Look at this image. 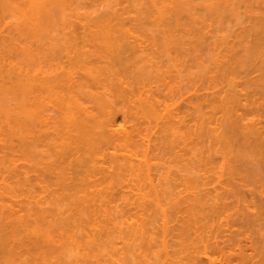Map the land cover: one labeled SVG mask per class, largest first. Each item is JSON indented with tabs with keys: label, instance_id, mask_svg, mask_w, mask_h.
<instances>
[{
	"label": "bare ground",
	"instance_id": "bare-ground-1",
	"mask_svg": "<svg viewBox=\"0 0 264 264\" xmlns=\"http://www.w3.org/2000/svg\"><path fill=\"white\" fill-rule=\"evenodd\" d=\"M137 1L139 4L141 2L145 1V3H146V1H148V3H150L149 5L154 4V3H155L154 5H157V3H156L157 0H144V1L143 0H137ZM169 1H170L169 2L170 5H167V7H169V6H170L169 8L172 7L173 12L176 13L177 17L175 18L173 16L174 18H172V19L176 22V26H177V22H182V21H180V17L183 16L181 14H183L186 7L184 8L185 5H183V2H181L179 5L174 6L173 5L174 3L171 2V0H169ZM154 5H152V7ZM144 7L147 8L146 6H144ZM154 7H153L154 8L153 12H156V13H154V14L152 13V15L154 16L152 18L153 21L151 20L152 22H154V23L156 21L160 22V23L166 22V19H165L166 16L168 17V15H169L171 17L172 14H170L171 13L169 11L170 9H168V12H170V13L165 14L164 12H166L167 9H166V11H164V10H161V8H159L157 6H154ZM152 9H151V11H152ZM220 9L221 8H219V7H218V9L215 8L216 11L218 10L217 13L220 12ZM44 11H45V9H44ZM151 11H145L148 14L141 12L142 13L141 16L143 18H146V17L148 18L149 15L151 16ZM121 13H123V12H121ZM175 13H173V14H175ZM37 14H36V16H37ZM45 14H47V13H45ZM105 14H103V15H105ZM178 14H180V15L178 16ZM188 14H189V12H188ZM39 15L40 14H38V16ZM118 16L119 15H116L115 18H114V16L113 17L112 16L111 17L106 16L109 18V19L108 18L106 19L107 21H105L104 18L101 19L100 22L102 20H104L105 22L102 21V22H104V24L100 23L102 26L99 25L100 27H98V28L96 27L97 30H100V31L96 30V32H98V35L100 34V36L98 38L96 36V39H95V36H93V37L91 36L92 37L91 40H88L87 36H86L87 40L85 39L82 41V43L84 45L86 44L83 47H87V49L83 48L84 50L83 51L81 50V54H82V56L85 55L84 56L85 58L83 57L84 61H83V67H81L82 71L77 72V74L74 73L75 71L73 69V66L76 65L75 59H78V58H77V56H76V58L74 57L75 54H73V56L70 55L71 51L69 53V49L72 50L70 48V46L74 45V42L66 40L65 44L62 43L63 45L60 46L61 44H59L58 41H56V42L52 41V40L51 41L50 40H42V41H38V42L36 41L39 38L35 34L36 32L35 33H33V32L34 31H37V32L44 31V30H39V28L42 29V28H44V25H47V24L49 25L50 23H52V22L48 23L47 21H46V24H43V22H28L29 25L31 23V26H29L28 24L25 23L26 26L28 25V27H30V28L33 27L32 33L36 35L35 36L32 34L33 37H30V36L29 37L32 39H34L36 37L37 39L35 38L34 42H32L33 40L30 39L32 44H31V42H29V44H28V43H26V41H25V43L22 41L24 46H21L22 44L20 45V47L18 46L20 48V52H22L21 50H23V53H24L23 54L24 59L20 58L22 60V63L24 62L23 65H20V64H22L21 61L19 62L18 61L19 59H17V61H16V58H15L19 54V52H18V54L16 55V52H17L16 47H17L18 43L16 45L14 44L15 45L14 48L9 47L10 49L12 48V51L10 50L11 53L9 52L8 49H6L7 54L10 55L8 58L11 57V60L9 59L10 61L8 60L9 62H7L6 65H5V62H3L4 64L1 65L2 60H0V68H2L1 66H3V68H5V67H7L8 64H9L8 65L9 67L11 65L10 68L7 67L9 69L6 68L8 71L7 70L4 71V69L0 70L1 74L4 71L3 75L0 74L2 78L4 76V79H6V77L8 78L9 76L11 78H13L15 76L13 74L12 75H10V74L12 71L15 70L16 66L20 65L21 68L20 67L19 68L22 70V73H20V75H19L17 70H15L13 72V73H17L21 77L19 79H18L19 76L15 77L18 80L15 79L14 82H13V80L12 81L10 80L11 83L9 84V86L5 87V84L3 82L1 83V80H0V85H1L0 86V129L2 131L0 133H4V136H5L7 133V131L5 133V130H7V128H5V127H8V130L10 132V134H8V135H10V137L14 136V137H16V139L21 140L22 144L18 145V146H20L18 148H21V146L23 145L22 146L23 149H20V151L24 150L23 152H25L28 156L30 155L29 158H31L32 153H34V155L38 154V157H39V155L43 154L41 152L39 154V152H38L40 149L42 150L43 146L47 147L50 150H53V155H54V156H51V157H54L51 161H49V159H47L48 160L47 163L45 161L46 160L45 158H43V160L45 162L42 159L41 160L38 159V161H41V163H42V161L44 163H46V164H42L43 166L40 165L42 167V169H41V167L36 166L38 163L41 164L40 162H38L36 165L33 166L35 168V169L33 168L34 169L33 170L31 167L32 163H31V165L29 163V161H31V160H28V162H27V164L30 166L25 167L23 165L25 167V169H23L24 175H25L24 176V178H25L24 182L25 183L23 182V184H25L24 187L26 188V191H28L30 193V196L32 194V197L34 200L36 197L37 202L40 200L39 202L42 203L41 202L42 197L44 198V200H45V197H46V199L47 198H49V199H51V198L57 199L58 198L57 200H59V199L61 201L63 200L62 205H65V207H63L62 205L60 207H58L61 204V202L57 203V201L54 202V200H53V202L55 203V204H53L54 206H57V204H58L57 208L54 207L55 210H53L52 208H49V209L46 208L45 212L44 211L40 212L41 210L35 211V212H38V213L40 212V213L38 215H37V213H34L35 216L37 215L35 219H32L33 217L31 218L29 215V219H32V221L34 220L33 222L30 220L31 223H29L30 221L27 220L26 216L24 215V214H26L25 213L26 211L24 212V214L20 215V216L24 215V217L26 219H24L23 216H22L23 218L20 217L19 214L18 215L15 214L16 216H13L11 211H14V213L15 212L17 213V211H18L17 209H16V211L14 210V208H15L13 206L14 204L10 205V208H12L11 206H13V210L9 208L8 211H7V207H5V206H8L9 204L5 205L4 206L5 211H7L8 213L10 212V215H8V216L9 217L11 216L14 218H12V220H10L11 218H9V221H7V219H6V221L4 222L5 219L3 220V218H5V217L1 216V213L5 212L3 210L4 208L2 209V212L0 211L1 212L0 213V228H1L0 232L1 233L3 232L1 237H0V248L2 247L0 249V251H2V253L0 252V254L4 253V255H1V256L5 257V255H7V253H8L7 249H10L9 251H11V250H14L16 247V250H14L15 254L17 252L21 251V253H20L21 255L17 254V256H15L17 258L14 259L15 254H13V256H11L9 253V255H7V256H11V257H8V258L5 257L8 260H5L3 257L0 256L1 262H2V259H4L5 262L7 261L6 263H3V264H7L8 262L13 264V262L16 259L19 262L14 263V264H39V260H41L40 262L42 264H57V263H59V262L56 263L55 262L56 260L57 261L60 260V264H92L93 260L96 262L98 260V259L96 260V258H98V257H96L97 256L96 249H95V251H93L92 250L93 247H91L92 248L91 251L94 252L93 254H91L90 249H89L90 252H86V251H88V249H86V244L88 241H86V240H88L90 238L88 244H90V241L92 240L90 235H89V237L86 236L89 233L88 231L86 233V230L90 226L89 221H91V223H92V220L90 218L91 217L90 213L92 210V208H90V207L92 205L91 204L88 205V204H89V202L92 201V199H94V201H96L98 199L99 195H102L103 197L108 198L109 195H111V194L106 193V191H109V188L111 189L112 187H114V185H116L119 181L124 180V182L127 181L128 185L126 183L125 184L129 188L131 187L129 189L130 191L127 190L128 187H127V189L125 188L126 191L124 194H126L127 196L130 194L131 196L129 195V199H130V197H132L131 200H133V202L135 200V199H133V197L134 198L137 197V200H140V201H138V203H137V200L135 203H133L136 205H138L140 203L138 205V207L140 208L139 210L141 211L140 212L139 210H137L140 213L137 212L134 216L142 217L141 221H139V218H137L138 220L132 219L133 220L132 222L135 221L134 223L137 226H139V228H138L135 225L137 228L134 227V229L129 230L130 232H132L133 236H137L138 233L141 236L140 229L142 230V234H143V233H145V231L146 232L149 231V229H150L148 227L149 224L154 223V222H152L154 220V218H152V217L155 216L153 210L152 211H153L154 216H152V217L150 216V215H152L150 209H152L153 206L156 205L153 203L154 201L152 202L153 199L154 200L156 199L158 203L160 201L161 196H164L165 198H167L166 202H169V203L171 201H173L174 199L177 200L178 203L175 201V205L177 203V206H178V207H176L177 208L176 211L174 212V214H173V212L170 213L171 215L173 214L174 217L179 213L177 215V221H175V222H177L176 224H178V225L172 226L173 231H176V234H174V236H173L174 240L171 241L172 242L171 245L169 242V246L173 250L171 249L168 251V249L170 247L167 248L168 242H166V240H167V235H166L167 232L166 231L164 232V233H166V234H164V236H165L164 241H162V239L160 238L162 243H163L162 247H164V250H165V256L168 257V255H169V256H172L171 258H173V256L175 258L176 257L180 258L179 260L181 263L179 261L177 262V260H175L177 262V264L178 263L182 264L184 259L186 260L184 264H197L196 262H197L198 258L196 259L195 257H197V256H194V255L198 254L197 252H198V249L200 248L198 242L199 241L205 242L204 239H206V238H204L203 232L204 233L207 231L209 232V230H210V233H211V231L220 232L218 230H220V229L223 230L225 228H226V232H227V229L231 230V227L233 228L234 225H236V226L240 225L241 226V227L240 226L239 227H240V229H243L242 230L243 232L240 231L241 234H239V235L240 236L243 235V237L239 238V240H238L239 242H238L237 246L235 245L236 247H234V245H232L234 249H232L230 246L226 249L225 248L220 249L222 251H219V252H221V254H222L223 252L227 251V249H228V253L230 251L232 253V251L234 250L236 252V254L233 252L235 254V255L234 254L233 255L236 257V255H238V253H239V255L245 256L244 260L248 256V261H247V259H246V261H244L245 264H246V262L251 261V260H249V258L252 259V261H254L255 260L254 258H256V257H254L255 253L260 252L261 259H259L257 261L255 260L256 262L254 261L252 264H254V263L255 264H264V254H263L264 253V197H263L264 196V180L263 181L260 180V182H262L261 186L260 185L258 186L257 185L258 183L256 185H254L255 181H254V184H252L253 182H251V179H254L255 176L256 177L259 175H262V177L264 176V22H259V21L258 22H254V21L251 22V25L249 28V31L251 32L250 35L248 34L249 31H247L248 30V28L246 27L247 25L245 26L247 28V30L246 31L242 30V31H245L248 33H245V36H244L245 38L243 37V35L241 36L244 38L243 41L246 40L247 35H249L248 36L249 38L252 37L251 39H249L247 37L248 38L247 42L244 41L247 44H245V43L243 44V41L240 39L241 37L238 38V35L236 34L237 36H236L235 40L237 41V39H238V41H239V39H240L242 42L241 41L236 42L234 40L236 43L233 42V45L230 49V53L228 55L229 57H227L226 60H222V62L219 65L216 63L214 67H211V68H213V69L210 68V71H212V72H210L211 74L209 73V71L206 72V77L204 76L205 80L202 79L203 77L201 76L202 81L201 80L200 81L202 82V84H201V82L197 81L200 83L198 85L197 83H195L196 80L190 79L191 82L188 83L189 85L185 86L187 82L185 83V85H182L178 81L179 84L177 83L176 87L174 88L175 84L173 86V85H171V82L169 81L170 79H172L171 78L172 73L170 74L169 70L165 71L164 70L165 67H163L164 69H162L160 67L161 65L158 66L159 64H161L160 62L156 61V58L159 57V55L155 56L156 53L153 52L154 54L153 53L151 54L150 52H148L151 54V56H150V54H148L149 55L148 59L143 60L142 58H140V59H142V61L147 62V65L144 64V66H143L145 68H142L141 63H138V62H141L140 59H139V61L136 60L137 59L136 57H135L136 59L135 58L133 59V57L135 55L138 57V55L135 54V53H138V51H145L146 49H149L152 46L154 47L155 44H154L152 39L146 38L147 39L146 40L143 38H139L138 37L139 35L136 34V36L138 38H132L134 36L129 35L128 37H131V39L127 38V41L123 40L124 42L120 43L121 40L119 41V39L114 38L116 35L113 34L114 31L113 32L109 31L110 30L108 28L109 23H106V22H108V20H109V22L111 23L112 20L114 21L115 19H118V18L121 19V17L120 16L118 17ZM170 17H168V18H170ZM192 17H193V15H192ZM46 19H48L49 21L51 20V18L49 19V17ZM110 19H111V21H110ZM138 19H139V17H138ZM170 19H168V20H170ZM63 20H64V18H63ZM181 20H182V18H181ZM123 21H126V20H124V18H123ZM129 21L130 20H128V22ZM190 21H191V19H190ZM54 22H55V20H54ZM116 22H118V20ZM22 25L20 26L19 30L18 29L17 30L19 31V34L22 35L21 32H23V35H27V33L25 34V31L26 30L29 31V29H27L28 27H26V30H25L23 28L24 23ZM115 25L116 24H114V26L111 25L112 28H114V27L117 28V26L120 27L118 24H117V26H115ZM121 25H123V24H121ZM162 26H164V25H162ZM121 27L124 28L123 26H121ZM121 27H120V29H117V30L118 31L121 30ZM115 28L113 30H115ZM246 28H244V29H246ZM36 29H38V30H36ZM44 29H46V28H44ZM129 29H128V31H129ZM157 30H159V29H157ZM122 31H124V33L128 32V31L125 32L126 30H122ZM122 31H120V32L122 33ZM47 32H48V30H47ZM128 34L129 33H127V35ZM8 35H10V33ZM131 35H133V34H131ZM168 35H170V34H168ZM168 35L164 36V33H163V36L166 39L165 41L167 42L169 40L168 42H170V40H171V42H173L174 41V39L172 41L173 37L172 38L170 37L171 38L170 39L168 37ZM69 36H72V35L70 34ZM170 36H172V34ZM179 36H180V38H183L182 35H179ZM166 37L169 39L167 40ZM18 38H19V36H18ZM13 39L14 38H12L11 40L13 41ZM21 39H23V37ZM128 39L131 41L128 42ZM132 39H134V40H132ZM148 39L150 40L149 42H148ZM185 39H187V38H185ZM11 40H10V42H11ZM17 40H15V41L17 42ZM3 41L5 42L6 40L4 39ZM4 42L2 45H4ZM8 42H9V40H8ZM27 42H28V40H27ZM35 42L37 43V45L35 44ZM57 42H58V45H57ZM34 44H35V47H34ZM185 44H188V43H185ZM6 45L7 44H5L4 47H6ZM12 46H13V44H12ZM93 47H97V48L99 47V48L98 49L97 48L91 49ZM176 47H178V46H176ZM168 48H170V46H168ZM13 49H14V51H13ZM163 49H164V47H163ZM171 49H173V48L171 47ZM186 49H188V48H186ZM13 52H14L15 56H14V54H13V56L11 55ZM1 53H2V51H1ZM5 53H6V51H5ZM74 53H75V51H74ZM217 55L219 56V54H217ZM20 56H21V54H20ZM177 56H178V54H177ZM214 56H212V57H214ZM12 57H14L15 59L14 58L12 59ZM73 57H74V59H73ZM139 57H140V55H139ZM154 58H155L156 62H154ZM64 59H66V60H64ZM191 59L194 60L195 58H191ZM214 60H217V58L215 57ZM11 61H14V62L16 61L15 65L16 64L17 65L15 66L13 62H12V64H13L12 65L10 63ZM103 61H105L106 64L108 62V66L110 65L109 69H108L109 71L107 70L108 66L106 64H102ZM182 61H183V59H182ZM184 61H186V60H184ZM79 62H81V60L80 61L78 60V63ZM100 62H102V63H100ZM99 63L102 66L106 65L105 67L103 66V68L105 70L101 69L102 67L100 66ZM118 63L120 64V67L118 66L119 65ZM116 65L119 68H116L115 67ZM165 65L166 64H164V66ZM77 66L79 67L81 65L77 64ZM133 66L137 69H131V67H133ZM158 67H160V68H158ZM19 68H16V69L19 70ZM59 69H61L62 71H57ZM160 69L164 70L165 72L160 71ZM21 70L19 72H21ZM72 70H73V72H72ZM161 72H163V73H161ZM177 72H178V70H177ZM177 72H175V73H177ZM4 73H6V74H4ZM5 75H6V77H5ZM4 81H6V80H4ZM173 82L176 83L174 80H173ZM183 82H184V80H183ZM8 83H9V80L7 82V85H8ZM154 83L158 84L155 86L156 89H154V87H153ZM163 85H165L166 88L168 89L167 93H163L164 95L160 94V92L162 91L161 89L165 88V86H163ZM160 86H162L163 88L160 89ZM112 88H115L113 93L109 92ZM101 89L103 92L101 91ZM202 90H205V91L202 92ZM163 91L166 92L165 89ZM187 93H188V95H186ZM7 95H10V98H9L10 100L8 99L7 102H10L12 100L17 101V102L15 101L17 104L14 106V108H12L14 105L12 102H10L9 104L6 102V104L4 105V101L7 100L6 99ZM105 95H107V96L109 95L110 97L107 98V96L105 97ZM11 97H13V98L11 99ZM169 99L172 100L171 101L172 103L170 101H169V103L167 102ZM184 101H186V103L188 101V104H185ZM122 102H123V106L120 107L121 108L120 109V108H118L117 104L122 103ZM180 102H181V104H180ZM183 103H184V105H182ZM173 104H175V105H173ZM125 105H126V107L128 106L129 108L127 107V109H126ZM172 106H173V108H171ZM123 107H125V109L127 111H128V109H130V112L128 111L129 113L127 111L123 112V113L127 112L128 114L127 113L126 114L128 116L120 113V114L124 115L123 118H126V116H127V117H129V121L130 120L132 121V119H134V118H135L134 120H136V122L134 121V123L136 125L134 124V126H132V129H130V130L128 128H126L125 126L124 127L121 126V128L123 127L121 130H120V128L117 127V124H118L117 121L119 120L118 119L119 118L118 117L119 112L122 110ZM182 108L185 110H183ZM123 110H124V108H123ZM182 110L185 112L183 113ZM191 110H193V111H191ZM181 111H182V114H184V115L181 114ZM129 114H130V116H129ZM131 116H133L132 119H131ZM187 116H190V119L188 118L189 120H187V118H186ZM139 117H140V119H138ZM124 120L126 121L127 118ZM140 123H141V125H139ZM4 125H7V126H4ZM3 126L5 128L4 130H2ZM155 127H157L156 128L157 130L156 129L154 130ZM158 127H160V131H159ZM161 129H163V131ZM153 130H154V132L159 131L158 134H160V132H161L163 134V135L160 134V135H162V137H160V138L156 137L157 134H155V136H154V134H152V133H154ZM155 133H157V132H155ZM0 135H2V134H0ZM4 136H3V138L1 137L2 139L0 138V141H1L0 145L4 144V141H6V142L9 141L10 145H12V146L14 145L17 147V145L15 143H13V144L10 143V140H14V137L9 138L10 140H8L7 138L9 136H7V135H6L7 137L6 136L4 137ZM157 136H159V135H157ZM153 137L154 138L156 137L157 139L155 138L154 139L155 141H153ZM169 137H171V138H169ZM2 140H4V141H2ZM160 140L162 142L164 141L163 143L165 144V146H164V144L161 143ZM11 142H15V141H11ZM19 143H20V141H19ZM160 143H161V145H160ZM2 147H3V145H2ZM6 147H7V143H6ZM8 148H9V146H8ZM12 148L14 149V147H12ZM119 149H123L122 150L123 153L125 151L126 154L125 153L122 154L119 151ZM6 150H7V148H6ZM110 150H114V151L116 150V151L110 152ZM45 151H47V150H45ZM117 152H118V154H121V155H118ZM100 153L101 154L103 153L102 155H105V156L107 154H111V157H112V155H118V156H116V158H117L116 160H115V156L112 157L114 160L111 161V159H110L112 164L108 161L111 164L110 166H104L103 164H101L103 159L100 161L99 160L100 157H98V155ZM105 153H107V154H105ZM168 154H169V156H173L174 160L167 158L166 155H168ZM49 155H51V154H49ZM105 156H103V157H105ZM43 157H46V156H43ZM46 158H48V157H46ZM107 158H109V157H107ZM158 158H160L158 161H161V162L155 161L156 163L154 164L153 160H156ZM27 159L28 158H26V160ZM96 160H98V161H96ZM113 161H114V163H113ZM116 161L118 163L117 165H115ZM173 161H174L175 165L178 166L179 171L178 170L176 171V172H179L178 174L176 172L172 171V169L170 167L171 166L170 164ZM35 162H37V161H35ZM94 162H96V163L99 162L100 166L99 165L97 166V164L96 163L94 164ZM103 163H105V160L103 161ZM155 166H157L156 169L158 171V174L152 173L153 171H156ZM5 169H6V167H5ZM31 169H32V171H31ZM1 170H3V169H1ZM33 171L36 172V177H31V175H29L30 172H33ZM99 172H101L102 174H100ZM6 173L7 172H5V174ZM165 173L169 175V178L170 177L172 178V179L170 178L171 182L175 183V186H173V188L171 186L169 191H168L167 186H165L167 184L170 186V184H171V182H168V180H170L168 178V175H167L166 181L165 182L163 181L164 186H158V185L163 184V182L161 183V181L163 179H165V177H166ZM97 174L99 175V177ZM100 175H102V176H100ZM141 177H145L143 179H144L145 183L148 182V183H146L147 186L142 185L143 179ZM262 177H261V179H264V177L263 178ZM34 178L36 179L35 181L37 182V184H42L41 186L36 184L38 187L40 186V189H37V188H36L37 190L32 189L33 184H32V186H30L27 183L31 180H34ZM141 179H142V182H140ZM145 179H147V180L145 181ZM156 179H158V180H156ZM103 180H105V181H103ZM117 180H119V181H117ZM124 182L122 184H124ZM156 182H157V185H156ZM256 182H259V181L256 180ZM104 183H106V184H105V187H103V188L106 191L102 188H98L97 190H95V189L91 190L92 187H95L96 185L98 186V184L103 185ZM114 183H116V184H114ZM165 183H167V184H165ZM117 186L120 187V184ZM122 187H124V186L122 185ZM157 187H166V189H163V188L158 189ZM117 188H116V190H117ZM28 192H26V193H28ZM97 192H99V193L102 192V194L101 193L97 194ZM43 193H46L45 194L46 196ZM10 196H12V195H10ZM37 196H40V198H38ZM95 196L97 199L95 198ZM102 196H101V198H102ZM112 196H113V194H112ZM153 196H154V198H152ZM159 196H160V198H159ZM123 197H124V195H123ZM149 197H150L149 203L152 202L154 205L152 206V208L148 207L150 211L148 213H146V212L145 213L146 214L150 213V215L146 216V215H144L145 213L142 211L143 210L145 211L147 209L146 207L149 204L147 198H149ZM7 198H8V196H7ZM12 198H13V196H12ZM151 198H152V200H151ZM168 198H170V199L173 198V200L170 201V199H168ZM143 199L146 200L147 202L144 201ZM66 200L68 202H66ZM109 200H111V199H109ZM162 200H163V197L161 198V201ZM32 201L33 200H31V202ZM118 201H120V200H118ZM39 202L38 203L34 202V203H36V205H37V204H40ZM49 203H51V202L49 201ZM99 203H100V201H99ZM145 203H147V205ZM158 203H157L156 207L158 206ZM103 204H104V202H103ZM106 204H107V202L105 203V205ZM23 205H24V203H23ZM33 205L35 206V204H33ZM33 205L31 207L28 206L30 208H27V206H26L25 209L30 210L32 207H34ZM105 205H102V206H105ZM175 205H174V208H175ZM130 206H133V205H130ZM166 206H165V210L168 209V208H166ZM1 207H3V206L1 205ZM97 207H98V205L95 206L93 208V210ZM159 207H163V205L161 206V204H159ZM68 208H69V210H72V213H71V211H69L71 215L68 214L65 217H63L62 219H58L59 220L58 221L56 216H58V217L60 215L64 216V214H62V213H65L64 211ZM83 208L84 209L86 208L87 212H85L86 210H84ZM144 208H146V209H144ZM37 209H39V208H37ZM100 209H101V207H100ZM156 209H158V207ZM156 209H154L155 212H156ZM162 209H163L162 215H164L166 217L168 214V211L165 212L164 207ZM162 209H160V210H162ZM252 209H254V210H252ZM0 210H1V208H0ZM29 210L27 211L29 213H30V211L32 213L34 211L33 208H32V210H30V211ZM96 210H95V212H96ZM105 210H104V212H105ZM46 212L49 213L48 215L51 217V219L48 216L49 224H47V226H44L45 220L47 221L48 218L46 217L45 220L43 219L44 223H43V221H40V219L44 217V214L45 215L47 214ZM97 212H99V210H97ZM100 212H103V211L101 210ZM8 213H5V215ZM29 213H27V214H29ZM156 213H158V212H156ZM175 213H176V215H175ZM87 214H90V215H87ZM159 214L160 213H158L156 215H159ZM2 215H4V214H2ZM86 215H87V219H88V216H90L89 217L90 220L88 219V224L86 223L87 224L86 226L84 225L85 222L77 223L78 221L86 220V217H85ZM17 216L20 219L19 218L17 219L16 218ZM96 216L98 218V215H96ZM96 216L94 215L93 219ZM105 216L107 218V215H105ZM134 216H132V218ZM148 216L151 217L150 220H152L151 221L152 223L150 222L148 224V222L150 220L148 222L145 221V220H147ZM27 217H28V215H27ZM167 217H166V219H167ZM174 217H172V218H174ZM175 219H176V217H175ZM108 220H109V218H108ZM108 220L106 222H108ZM170 220H172V219H170ZM93 221L95 222V219ZM164 221L167 222V220H164ZM41 222L43 224H41ZM74 222H76L77 224H74ZM96 222H98V221H96ZM99 222H101V220ZM106 222H104V225L107 224ZM98 223L95 224L96 226H93L92 224L91 225L96 229L98 227H99V229H101L103 226V225L101 226L102 222L99 223L101 227L98 226ZM129 223H131V222H129ZM129 223L127 225H129ZM146 223L148 224V226ZM78 224H83L85 226L84 227L83 225H81L80 229L82 228V226H83V228H87L84 232L86 234L85 236L87 237V239L86 240L83 239L84 241H86V242L83 241L85 246H83L84 244H82V241L80 243V241L77 239V236H78L77 234L78 233L81 234V232L77 228V226H79ZM166 224H164V225H166ZM254 224L257 225V227L260 225L259 227H261V229H262V231H260V232H262L260 234L262 240H257L255 238L252 239L251 238L252 235L250 236V234L253 233L251 231L254 230V233H257L258 228L250 229L251 231H249L250 233H248V236L245 233L250 228V226L252 228V225L254 226ZM131 225H134V224L131 223ZM131 225H129L128 227H130ZM144 225L147 227H145ZM75 226L77 229L75 228ZM92 226H90V228ZM110 226H112V225H110ZM151 226H153V225H150V227ZM162 226H163V224H162ZM236 226H235V228H236ZM107 227H108V225H107ZM165 227L166 226H164V230H165ZM239 227H238V229H239ZM254 227H256V226H254ZM73 228L75 229V231ZM105 228H102V229H104V231H105ZM130 228H133V226ZM145 228H147V229L145 230ZM158 228H161V226L158 225ZM166 228H168V227H166ZM235 228H233V229H235ZM244 228L247 230L245 231ZM96 229H94V230L96 231ZM161 229H163V228H161ZM233 229H232V231H233ZM76 230H78V233ZM108 230L106 229V231H108V232L111 231L110 229H108ZM122 230H124V229H122ZM152 230L153 229H151V231H149L148 235H147V233H145L146 234L145 237L147 240V242H145V243H147V245L149 244L150 248H152L151 245H153L151 243V241L153 242V240H156V239H153L155 237V235L153 237V233L151 235L150 232L157 233L154 231L155 229L153 231ZM97 231H98V229H97ZM97 231L93 232V233L95 234V233H97ZM99 231H100V233H103V232H101V230H99ZM23 232L25 235L21 234ZM226 232H225V234H226ZM240 232L238 230V233H240ZM55 233L59 234V235L57 234V236H59V238H60V239H58L59 243L56 242L57 241L56 239L58 237L55 238V236H56ZM75 233H77V234H75ZM160 233H161V231H160ZM238 233H237V235H238ZM19 234L21 236H23L22 239L26 238V240L28 239L30 243H28V240L26 241L27 243H21L23 241L19 242V240H21V238H20L21 236L19 237ZM94 234H93V236L98 235V234H96V235H94ZM217 234H219V233H217ZM217 234H216V236H218ZM235 234H236V232H235ZM245 234H246V237L244 238ZM101 235H103V234H101ZM129 235L131 236V233ZM226 235L230 236L229 234H226ZM226 235L224 237H226ZM85 236H83V237H85ZM151 236H152V238H151ZM216 236H215V238H216ZM235 236L234 237L232 236L233 239H232V237H230L232 240H228V241L229 242L230 241L235 242V240L237 241V239H235ZM103 237H100V238L97 237V239H95V237H94L93 240L95 242V240L98 241V239H101ZM139 237H136V238L140 239L143 236H141L140 238ZM147 237H149V238H147ZM257 237H259V236L257 235ZM132 238L134 239V237H132ZM136 238L134 239L135 241L137 240ZM165 238H166V240H165ZM202 238H204L203 241H201ZM217 238H219V236ZM141 239H143V241L145 240V238H141ZM134 240H133V242H134ZM222 240L223 239H221V240L217 239V244L219 243L218 241H222ZM257 241H260V242H257ZM215 242H216V240H215ZM225 242H227V240L226 241L223 240V242L222 243L220 242L219 244H223ZM229 242H228V244H229ZM233 242H231V243L235 244ZM55 243L60 244L59 246H61V247H59V246L58 247L61 250L57 247V245ZM135 243H133V244H135ZM17 244H18V247L21 246L22 248H24L23 249L24 255L22 253V249L20 248L21 250H19V248L16 246ZM54 244L56 246H54ZM97 244H96V246H94V248L97 247ZM133 244H132V246H133ZM139 244H140V246H139ZM219 244L217 245L218 248H220L221 246L222 247L226 246L227 243H225V245H221L220 247H219ZM228 244H227V246H229ZM81 245L85 249L84 248L82 249ZM91 245H93V244L91 243ZM124 245H125V243H124ZM143 245H145V244L143 243ZM154 245L156 246V244H154ZM157 245H160V244H157ZM138 246L142 248V244L140 241L137 244V247ZM149 246H148V248H149ZM55 247H57V249H59L61 251L60 253L57 252V254L59 253V255H61L60 259H59L60 256H58V255L54 256V254L56 253ZM105 247H106V245H105ZM135 247H134V250H135ZM137 247H136V249H137ZM205 247H206V245H205ZM4 248H6V252H5ZM17 248H18V250H17ZM144 248L141 249V251H143L142 253H141V251H140V253L138 252L139 256L137 255V253H136V255H133V258L135 256L137 257V258L135 257L137 260V263H136V260L133 259L135 261L131 260V262H130L131 264H144L145 260L149 259V256H150L149 252H151V253L155 252L153 250V248L151 250L149 248L150 251L148 249H147L148 250L147 251ZM195 248H196V250H195ZM3 249H4V252H3ZM102 249H104V248H102ZM216 249H217V247H216ZM83 250L84 251L86 250V251L83 253ZM138 250H140V248ZM144 250L146 252H144ZM236 250H238L239 252ZM14 251H11V254L14 253ZM195 251H196V253L194 255H192L193 252H195ZM199 251H200V249H199ZM158 253H160V252L158 251L156 255H158ZM163 253H164V251H163ZM25 254H27V255H25ZM94 254L96 255L94 257H96V258H93ZM100 254H102V253H100ZM224 254H226V252ZM22 255H23V257H22ZM91 255H92L93 259L91 258ZM147 255H148V258L146 257ZM181 255H183V256H181ZM198 255H201V254H198ZM56 256L58 257V259L53 258ZM243 256L240 258H243ZM18 257L22 258V259L18 260ZM235 257H234V259H237ZM251 257H253V258H251ZM11 258H13V262H11V260H12ZM163 258L165 259L164 260L165 264L167 261H169V263L167 262L168 264L176 263L173 259L172 260L174 261V263L170 262L172 260H170V259L168 260L169 257L168 258L163 257ZM51 259H52V261H51ZM54 259H55V261H53ZM131 259H132V257H131ZM142 259H145V260H143L144 262L142 261ZM101 260H103V259H101ZM208 260L212 261L210 256H209ZM214 260H215V258H214ZM226 260H227V258H226ZM242 260H241V264H243ZM148 261L149 260H146L147 264H148ZM161 261H162V258H161ZM235 262H236V260H235ZM251 262H249V263H251ZM130 263L128 262V264H130ZM154 263L156 264V262H154ZM161 263H163V262H161ZM212 263H213V261L211 262V264ZM232 263H234V262H232ZM249 263H247V264H249ZM0 264H2V263H0Z\"/></svg>",
	"mask_w": 264,
	"mask_h": 264
},
{
	"label": "rangeland",
	"instance_id": "rangeland-1",
	"mask_svg": "<svg viewBox=\"0 0 264 264\" xmlns=\"http://www.w3.org/2000/svg\"><path fill=\"white\" fill-rule=\"evenodd\" d=\"M72 1V2H71ZM113 1V2H112ZM134 1V2H133ZM137 0H0V53H1V51H2V53L0 54V60H2L1 61V65H3L4 63L3 62H5V65H6V63L7 62H9L10 60H11V57L10 58H8L10 55L9 54H7V50L6 49H8L9 50V52H10V50L12 51V48H14V46L17 44V52H16V55L18 54V52H19V54H18V56H16L15 58H16V61H17V59H19L18 61L20 62L21 61V63H22V60L21 59H24L23 58V50H21L22 52H20V45L21 46H24V44H23V42L25 43V41H26V43H28L29 44V42H31V40L30 39H32V38H30V37H33V35H37V37L40 39H38V40H36L37 42L38 41H42V40H52V41H58L59 42V44H61L60 46H62L63 44H65V42H66V40L67 41H71V42H74V45H71L70 46V48L72 49V50H70L69 49V53H70V51H71V54L70 55H72L73 56V54H75L74 55V57L76 58V56H77V58L78 59H75L76 61H75V64L76 65H74L73 66V69H74V73H76L77 74V72H81L82 71V68L81 67H83V61H84V59H83V57L85 56H82V54H81V50L83 51L84 49H87V47H83V46H85L83 43H82V41L83 40H85L86 39V36H87V39L88 40H91V38L93 37V36H95V39H96V36H97V38L100 36V34L98 35V32H96V30H97V28L98 27H100L99 25H101L102 23L104 24V22L105 21H107L106 19L108 18V17H113L114 16V18H115V16L116 15H119L120 17H121V19H115L113 22L111 21V19H110V21H111V23L109 22V20H108V22H106V23H109L108 25V28L110 29L109 31H111V32H113L114 31V35H116L114 38H116V39H119V41H120V43H122V42H124V41H127V38H130L131 39V37H128L129 35L130 36H134V37H132V38H143V39H146V38H150V39H152L153 40V42H154V47L152 46H150L151 48H149V49H146L145 51H138V53H135V54H137L138 55V57L135 55L134 57H133V59L135 58L136 60H138L139 61V59L140 58H142L143 60L144 59H148L149 58V55L148 54H152L153 52L154 53H156L155 54V56H158L159 55V57H157L156 58V61H158V62H160L161 64H157L158 66H160L162 69H164L163 67H165V71H167V70H169V72H170V74H171V78L172 79H170L169 81L171 82V85H173L174 86V84H175V86H174V88L176 87V85H177V83L179 84V82H180V84H182V85H185V83H186V85L185 86H187V85H189L188 83L189 82H191V80L193 79V80H196L195 81V83H197L198 85L200 84L199 82H201L202 80H201V78L202 79H204V76L206 77V72H208L209 71V73L210 72H212V71H210V68L211 67H214L215 66V64L217 63L218 65L222 62V60H226L227 59V57H229L228 55H229V53H230V49H231V47H232V45H233V42H235L236 40V36L238 35V38H240L242 35H243V37L245 36V33H248V32H245L246 30H247V28H248V30L247 31H249V28H250V25H251V22H264V0H171V2H173L174 4V6H176V5H179L181 2H183V5H185L184 6V8H185V11L183 12V14H181V15H183L182 17H180V21H182V22H177V26H176V22L172 19V18H176L177 16H176V13L175 12H173V10H172V7L171 8H169V7H167V5H170L169 4V0H157V5H154V4H151V5H149L150 3H148V1H146V3H145V1L144 2H141L140 4L138 3V1L136 2ZM118 2V3H117ZM6 3V4H5ZM23 3V4H22ZM26 4V5H25ZM120 4V5H119ZM4 5V6H3ZM148 5V6H147ZM152 5H154V6H157V7H159V8H161V10H164V11H166V9H167V11L166 12H164L165 14L166 13H170V14H172L171 15V17L168 15V17H170V18H168L167 16H166V22H152L153 21V15H152V13L154 14V13H156V12H153L154 11V8L152 7ZM124 6V7H123ZM143 6V7H142ZM144 6H146L147 8H145ZM182 6V5H181ZM25 7V8H24ZM41 7V8H40ZM121 7V8H120ZM152 9V11H151V9ZM213 7V8H212ZM218 7L219 8H221L220 9V12L219 13H217L218 12V10L216 11L215 10V8H217L218 9ZM223 7V8H222ZM118 8V9H117ZM123 8V9H122ZM211 10H210V9ZM44 9H45V11H44ZM49 9V10H48ZM51 9V10H50ZM122 9V10H121ZM148 9V10H147ZM168 9H170L169 11L170 12H168ZM48 10V11H47ZM137 10V11H136ZM145 11H151V16L149 17L148 16V18L146 17V18H143L141 15H142V13L141 12H144V13H146ZM157 11V10H156ZM41 12V13H40ZM116 12V13H115ZM119 12V13H118ZM121 12H123V13H121ZM188 12H189V14H188ZM214 12V13H213ZM40 14L39 16H38V14ZM45 13H47V14H45ZM106 13V14H105ZM173 13H175V14H173ZM36 14H37V16H36ZM103 14H105V15H103ZM108 14V15H107ZM112 14V15H111ZM116 14V15H115ZM130 14V15H129ZM138 14V15H137ZM146 14H148V13H146ZM150 14V13H149ZM45 15V16H44ZM104 17H103V16ZM180 14H178V16H179ZM192 15H193V17H192ZM99 16V17H98ZM106 16H108V17H106ZM118 16V17H119ZM174 16V17H173ZM49 17V19L51 18V20L49 21L48 19H46V18H48ZM53 17V18H52ZM106 17V18H105ZM127 17V18H126ZM138 17H139V19H138ZM198 19H197V18ZM37 18V19H36ZM55 18V19H54ZM63 18H64V20H63ZM104 18V20H102V21H104V22H100V20L101 19H103ZM123 18H124V20H126V21H123ZM132 18V19H131ZM137 18V19H136ZM170 19V20H168V19ZM181 18H182V20H181ZM262 20H260V19ZM109 19V18H108ZM130 20L129 22H128V20ZM141 19V20H140ZM190 19H191V21H190ZM195 19V20H194ZM44 20V21H43ZM54 20H55V22H54ZM118 20V22H116ZM122 22H121V21ZM139 22H138V21ZM147 20V21H146ZM152 20V21H151ZM46 21L49 23V22H52V23H50L49 25L47 24V25H44V28H46L47 30H48V32H47V30L46 29H44V28H42V29H40L39 28V30H44V31H39V32H37V31H34L33 33H35V34H33L32 33V31H33V27H28V25H29V23L28 22H43V24H46ZM77 21V22H76ZM120 21V22H119ZM135 21V22H134ZM169 21V22H168ZM172 21V22H171ZM174 21V22H173ZM198 21V22H197ZM18 24H17V23ZM24 23V29L26 30V27H28L27 29H29V31L28 30H24L25 31V34L27 33V35H23V32H21L22 33V35L21 34H19V28H20V26L22 25ZM28 24L27 26H26V24ZM70 23V24H69ZM101 23V24H100ZM174 23V24H173ZM179 23V24H178ZM250 23V24H249ZM21 24V25H20ZM113 25L114 26V24H116L115 26H117V24L121 27V26H123L124 28H122L121 27V30H117V29H120V27H118L117 26V28H115V30H113L114 28H112V26L111 25ZM121 24H123V25H121ZM171 24V25H170ZM18 25V26H17ZM134 25V26H133ZM162 25H164V26H162ZM173 25V26H172ZM247 25V26H246ZM12 26V27H11ZM23 26V25H22ZM29 26H31V23H30V25ZM33 26V25H32ZM102 26V25H101ZM111 26V27H110ZM156 26V27H155ZM179 26V27H178ZM247 28H246V27ZM16 27V28H15ZM97 27V28H96ZM131 27V28H130ZM160 27V28H159ZM172 27V28H171ZM11 28V29H10ZM13 28V29H12ZM22 28V27H21ZM131 30H130V29ZM171 28V29H170ZM176 28V29H175ZM179 28V29H178ZM244 28H246V29H244ZM18 29V30H17ZM32 29V30H31ZM128 29H129V31H128ZM157 29H159V30H157ZM162 29V30H161ZM35 30V29H34ZM36 30H38V29H36ZM51 30V31H50ZM122 30H126L125 32H127V33H129L128 35H127V33H124V31H122ZM165 30V31H164ZM242 30H245V31H242ZM21 31V30H20ZM50 31V32H49ZM97 31H100V30H97ZM108 31V32H109ZM120 31H122V33L120 32ZM132 33H131V32ZM164 31V32H163ZM31 34H29V33ZM47 32V33H46ZM93 32V33H92ZM134 32V33H133ZM169 32V33H168ZM181 32V33H180ZM184 32V33H183ZM10 33V35H8ZM110 33V32H109ZM116 33V34H115ZM163 33H164V36L165 35H168V34H172V36H170V35H168V37L170 38H172V41H173V39H174V41L173 42H171V40H170V42H168L169 40V38H167V42L165 41L166 39L164 38V36H163ZM180 33V34H179ZM250 31H249V35H250ZM33 34V35H32ZM42 36H41V35ZM72 35V36H69V35ZM92 34V35H91ZM122 34V35H121ZM131 34H133V35H131ZM136 34L137 35H139L138 37L136 36ZM178 34V35H177ZM187 34V35H186ZM237 34V35H236ZM35 35V36H36ZM40 35V36H39ZM151 35V36H150ZM159 35V36H158ZM179 35H182L183 36V38H180V36ZM240 35V36H239ZM247 35V34H246ZM249 35H247V37L249 36ZM18 36H19V38H18ZM30 36V37H29ZM92 36V37H91ZM122 36V37H121ZM126 38H125V37ZM143 36V37H142ZM149 36V37H148ZM176 36V37H175ZM23 37V39H21ZM41 37V38H40ZM85 37V38H84ZM235 37V38H234ZM243 37H241L240 39L243 41V39L245 38H243ZM246 37V40H244V41H246L247 42V40H248V38ZM12 38H14L15 40H17V42L13 39V41L11 40ZM36 38V37H35ZM35 38L34 39H32L33 41L32 42H34L35 41ZM84 38V39H83ZM124 38V39H123ZM161 38V39H160ZM170 38V39H171ZM185 38H187V39H185ZM252 37H250L249 39H251ZM6 40L5 42L3 41V40ZM37 39V38H36ZM86 39V40H87ZM177 39V40H176ZM179 39V40H178ZM239 39V41H241ZM8 40H9V42H8ZM10 40H11V42H10ZM27 40H28V42H27ZM93 40V39H92ZM124 40V41H123ZM132 40H134V39H132ZM147 40V39H146ZM235 40V41H234ZM23 41V42H22ZM129 41H131V40H129L128 39V42ZM150 40L148 39V42H149ZM157 43H156V42ZM176 41V42H175ZM237 41H238V39H237ZM236 41V42H237ZM238 41V42H239ZM241 41V42H242ZM243 41V44L245 43ZM3 42H4V45H2L3 44ZM14 42V43H13ZM32 42H31V44H32ZM58 42H57V45H58ZM235 42V43H236ZM13 44V46H12V44ZM40 43V42H39ZM63 43V44H62ZM77 45H76V44ZM161 43V44H160ZM168 43V44H167ZM175 43V44H174ZM181 43V44H180ZM185 43H188V44H185ZM5 44H7L6 45V47H4L5 46ZM15 44V45H14ZM30 44V45H31ZM35 44L37 45V43L35 42ZM35 44H34V47H35ZM170 44V45H169ZM245 44H247V43H245ZM26 45V44H25ZM159 47H158V46ZM166 47H165V46ZM173 45V46H172ZM178 46V47H176V46ZM185 45V46H184ZM8 46V47H7ZM19 46V47H18ZM33 46V45H32ZM168 46H170V48H168ZM9 47H12L11 49L9 48ZM163 47H164V49H163ZM171 47L173 48V49H171ZM175 47V48H174ZM3 48V49H2ZM22 48V47H21ZM84 48V49H83ZM94 48H97V47H93V48H91V49H94ZM99 48V47H98ZM97 48V49H98ZM177 48V49H176ZM186 48H188V49H186ZM60 49V48H59ZM89 49V48H88ZM152 49V50H151ZM155 49V50H154ZM175 49V50H174ZM103 50V49H102ZM106 50V49H105ZM104 50V51H105ZM149 50V51H148ZM154 50V51H153ZM157 50V51H156ZM162 50V51H161ZM166 50V51H165ZM5 51H6V53H5ZM13 51H14V49H13ZM16 51V50H15ZM74 51H75V53H74ZM152 51V52H151ZM160 51V52H159ZM170 51V52H169ZM178 53H177V52ZM77 52V53H76ZM148 52H150V53H148ZM190 52V53H189ZM11 53V52H10ZM153 53V54H154ZM158 53V54H157ZM193 53V54H192ZM219 54V56L217 55V54ZM13 54H14V52L11 54L12 56H13ZM20 54H21V56H20ZM151 54H150V56H151ZM171 54V55H170ZM177 54H178V56H177ZM216 54V55H215ZM3 55V56H2ZM7 55V56H6ZM139 55H140V57H139ZM180 55V56H179ZM215 55V56H214ZM14 56H15V54H14ZM177 56V57H176ZM197 56V57H196ZM212 56H214V57H212ZM18 57V58H17ZM74 57H73V59H74ZM184 57V58H183ZM189 57V58H188ZM217 58V60H214V58ZM2 58V59H1ZM8 58V59H7ZM14 57H12V59H13ZM14 58V59H15ZM21 58V59H20ZM65 58V57H64ZM85 58V57H84ZM177 58V59H176ZM191 58H195L194 60L193 59H191ZM4 59V60H3ZM10 59V60H9ZM63 59V58H62ZM142 59H140V61L141 62H138V63H141V66H142V68H145V67H143L144 66V64H146L147 65V62H145V61H142ZM160 59V60H159ZM176 59V60H175ZM182 59H183V61H182ZM7 60V61H6ZM9 60V61H8ZM64 60H66V59H64ZM78 60L80 61L81 60V62H79L78 63ZM132 60V59H131ZM184 60H186V61H184ZM16 61L14 62V61H11L10 63L12 64V62L14 63V65H15V63H16ZM62 61V60H61ZM74 61V60H73ZM135 61V60H134ZM133 61V62H134ZM147 61V60H146ZM155 61V58H154V62H156ZM178 61V62H177ZM136 62V61H135ZM143 62V63H142ZM145 62V63H144ZM82 63V64H81ZM100 63H102V62H100ZM99 63V64H100ZM24 64V62L22 63V64H20V65H23ZM77 64L78 65H81V66H77ZM102 64H106V62L105 61H103V63ZM119 64V63H118ZM154 64V63H153ZM156 64V63H155ZM164 64H166L165 66H164ZM9 65V64H8ZM7 65V67H9ZM13 65V64H12ZM17 65V64H16ZM15 65V66H16ZM20 65L19 66H14L15 67V70H17L18 71V73H19V75H20V73H22V70L20 69L21 67H20ZM107 66H108V62H107V64H106ZM105 65V66H106ZM139 65V64H138ZM168 65V66H167ZM77 66V67H76ZM100 66L102 67L101 69H103V70H105L104 68H103V66L100 64ZM104 66V67H105ZM110 66V65H109ZM109 66H108V68H107V70L109 69ZM119 67H120V64L118 65ZM117 65L115 66L116 68H119ZM2 68H0V70L1 69H4V71L5 70H7V69H9L10 67H11V65H10V67L9 68H7V67H5V68H3V66H1ZM20 67V68H19ZM23 67V66H22ZM134 67V66H133ZM133 67H131V69H137V68H133ZM160 67H158V68H160ZM7 68V69H6ZM16 68H19V70L18 69H16ZM167 68V69H166ZM13 69V68H12ZM211 69H213V68H211ZM14 70V71H15ZM21 70V72H19ZM164 70H161L160 69V71H164ZM177 70H178V72H177ZM3 71V72H4ZM8 71V70H7ZM14 71H12L11 72V74L10 75H15L13 78H11L10 76L7 78L6 77V75H5V77H6V79H4V76H3V78L1 77V75H3V72H2V74L0 75V80H1V83L3 82L4 84H5V87L6 86H9V84L11 83L10 82V80L12 81L13 80V82L15 81V77H18L19 75L17 74V73H13ZM57 71H62L61 69H59V70H57ZM109 71V70H108ZM138 71V70H137ZM164 71V72H165ZM177 72V73H175V72ZM72 72H73V70H72ZM7 73V72H6ZM6 73H4V74H6ZM161 73H163V72H161ZM198 74V75H197ZM211 74V73H210ZM8 75V74H7ZM22 75V74H21ZM75 75V74H74ZM209 75V74H208ZM77 76V75H76ZM202 76V77H201ZM21 76H19L18 77V79L20 78ZM174 77V78H173ZM9 80V83H8V85H7V82H8V80ZM18 79H16V80H18ZM187 79V80H186ZM190 81H189V80ZM4 80H6V81H4ZM173 80L176 82V83H174L173 82ZM183 80H184V82H183ZM201 80V81H200ZM205 80V79H204ZM203 80V81H204ZM179 81V82H178ZM197 81H199V82H197ZM6 82V83H5ZM205 82V81H204ZM201 84H202V82H201ZM156 85H158L157 83L155 84L154 83V89H156L155 88V86ZM1 86V85H0ZM3 86V85H2ZM163 86H165V85H163ZM184 86V87H185ZM161 88H163L162 86H160V89ZM165 89V91L166 92H164L163 90ZM167 88H166V86H165V88H163V89H161L162 91L160 92V94H162V95H164L163 93H167V91H168V89L166 90ZM114 90H115V88H112L109 92H111V93H113L114 92ZM101 91H102V89H101ZM203 91H205V90H202V92ZM103 92V91H102ZM201 92V93H202ZM186 95H188V93L186 94ZM9 96V97H8ZM107 95H105V97H106ZM108 97H110L109 95L107 96V98ZM10 98V95H7V97H6V101H4V105L6 104V102L8 101V99ZM13 97H11V99H12ZM16 98V97H15ZM14 98V99H15ZM178 98V97H177ZM10 100V99H9ZM2 101V102H3ZM16 101V100H15ZM14 100H12V101H10V102H12L14 105H13V107L12 108H14V106L17 104L16 102H15ZM83 101V100H82ZM169 101L171 102L172 100L171 99H169L167 102L169 103ZM10 102H7L8 104L10 103ZM178 102V101H177ZM185 102V104H188V101H187V103H186V101H184ZM172 103V102H171ZM180 104H181V102H180ZM12 105V104H11ZM173 105H175V104H173ZM182 105H184V103L182 104ZM117 106H118V108H120V107H122L123 106V102L122 103H118L117 104ZM186 106V105H185ZM184 106V107H185ZM125 107H126V105H125ZM125 107H123L124 108V110H123V108H122V110L119 112V120L117 121L118 122V124H117V127L118 128H120V130L125 126L126 128H128L129 130L130 129H132V126H134V121L136 122V120H134V119H132L133 118V116H131V119H132V121L130 120L129 121V117H127L128 115V113L130 112V109H128V111L126 110L127 109V107H126V109H125ZM183 107V108H184ZM129 108V107H128ZM171 108H173V106L171 107ZM182 108V109H183ZM121 109V108H120ZM192 109V108H191ZM183 110H185V109H183ZM182 110V111H183ZM124 111H127V112H125V113H123ZM182 111H181V114H182ZM191 111H193V110H191ZM132 112V111H131ZM185 111H183V113H184ZM120 113H122V114H124V115H127L126 116V118H127V122L124 120V119H126V118H123L124 117V115H122V114H120ZM127 113V114H126ZM122 115V116H121ZM132 115V114H131ZM182 115H184V114H182ZM129 116H130V114H129ZM123 118V119H122ZM187 118V120H189L190 119V116H187L186 117ZM189 118V119H188ZM138 119H140V117L138 118ZM142 119V118H141ZM120 123V124H119ZM136 125V124H135ZM139 125H141V123L139 124ZM4 126H7V125H4ZM4 126H3V128H2V130H4L5 128H7V130H5V133H6V131H7V133H6V135L7 136H9L7 139L8 140H10L9 138H13V137H10V135H8V134H10V132H9V130H8V127H5L4 128ZM121 126H123L122 128H121ZM144 127V126H143ZM142 127V128H143ZM10 128V127H9ZM157 127H155L154 128V130L156 129ZM158 129H159V131H160V127H158ZM154 130H153V132H154ZM157 130V129H156ZM162 131H163V129H161ZM159 131H155V132H157V133H152V134H154V136H155V134H157V135H159V136H157L156 135V137H162V133L160 132V134H162V135H160V134H158L159 133ZM0 132H2L1 131V129H0ZM4 132V131H3ZM9 132V133H8ZM164 133V132H163ZM0 134H2V135H0V138L2 137L3 138V136H4V133H0ZM5 135V136H6ZM4 136V137H5ZM6 136V137H7ZM16 136V135H15ZM155 137V138H156ZM1 138V139H2ZM154 137H153V141H155L154 139H155ZM169 138H171V137H169ZM16 137H14V140H10V143L11 144H13V143H15L16 145H17V147L16 146H12V145H10L9 144V141H4V140H2V141H4V144H2L3 145V147H2V145H0V168L1 169H3V170H1L0 171V208H1V212H2V209L4 208V206L5 205H8V206H5V207H7V211L9 210V208H10V205H12V204H14L13 206L15 207L14 208V210L16 211V209L19 211H17V213L15 212L14 213V211H11V213H12V215L13 216H16V215H18L19 214V216L21 215V214H24V212L26 213V214H24L25 216H26V218H27V220H31L32 221V219H35L36 218V216L40 213V212H42V211H44L45 212V210H46V208L47 209H49V208H52L53 210H55V208L54 207H56L57 208V206H58V204H57V206H54L53 204H55L54 202H56L57 201V203H60L61 202V204L58 206V207H60L61 205H62V201L60 200H57L56 198L54 199V198H51V199H49V198H47L46 199V193H43L45 196V200H44V198L42 197L41 199V202L42 203H40L39 201V203L41 204H37L36 205V203H38L37 202V200H36V197H35V200L33 199V197H32V194H31V196H30V193L28 192V191H26V188L24 187L25 186V184H23V182H24V180H25V178H24V170L23 169H25V167H28V166H30L31 165V163H32V169L34 168L33 166L34 165H36L38 162H40L41 163V161H38V159L39 160H43V158H45L46 160V163H47V159H49V161H51L54 157H51V156H54L53 155V150H50V149H48L47 147H45V146H43V148H42V150L40 149L38 152H39V154H40V152L41 153H43V154H41V155H39V157H38V154L37 155H34V153H32L31 154V158H29L30 157V155L28 156L25 152H23L22 150L20 151V149H23V145L21 146V148H18V147H20V146H18V145H20V144H22L21 143V140H19V139H16ZM157 139V138H156ZM163 139V138H162ZM161 139V140H162ZM6 140V139H5ZM160 140V141H161ZM11 141H15V142H11ZM19 141H20V143H19ZM1 142V141H0ZM7 143V147H6V143ZM19 144H18V143ZM164 142V141H163ZM162 141H161V143L162 144H164ZM154 143V142H153ZM161 143H160V145H161ZM5 145V146H4ZM8 146H9V148L11 149H9L8 148ZM164 146H165V144H164ZM12 147H14V149L12 148ZM163 147V146H162ZM2 148V149H1ZM5 148V149H4ZM6 148H7V150H6ZM46 148V149H45ZM164 148V147H163ZM47 150V151H45V150ZM13 150V151H12ZM15 150V151H14ZM123 149H119V151L122 153V154H124L125 153V151H124V153H123V151H122ZM8 151V152H7ZM43 151V152H42ZM51 151V152H50ZM112 151H114V150H110V152H112ZM116 151V150H115ZM114 151V152H115ZM118 151V152H119ZM16 152V153H15ZM109 152V151H108ZM118 152H117V154H118ZM119 152V153H120ZM5 153V154H4ZM28 156H26L25 154ZM45 154V155H44ZM49 154H51V155H49ZM101 154V153H100ZM99 154V155H100ZM103 154V153H102ZM98 155V157H100L99 158V160L101 161L102 159V163L101 164H103L104 166H110L111 164H112V160H114L112 157H114L115 156V160L117 159L116 158V156H118V155H121V154H118V155H112V157H111V154H107V153H105V154H107L106 156L105 155ZM126 154V153H125ZM48 155V156H47ZM42 156V157H41ZM43 156H46V157H48V158H46V157H43ZM102 156V157H101ZM103 156H105V157H103ZM167 156V158H170V159H172V160H174V157L173 156H169V154L168 155H166ZM4 157V158H3ZM51 157V158H50ZM107 157H109V158H107ZM11 158V159H10ZM26 158H28L27 160H26ZM110 159H111V161H110ZM160 158H158V159H156V160H153V162H154V164L156 163V162H161V161H158ZM28 160H31V161H29V163H30V165H28L27 164V162H28ZM105 160V163L107 164H105V163H103V161ZM171 160V161H172ZM35 161H37V162H35ZM44 161V160H43ZM42 161V163L41 164H37L36 166H38V167H41L40 165H42V164H46V163H44ZM96 161H98V160H96ZM111 163H109V162ZM156 161V162H155ZM34 163V164H33ZM96 162H94V164H95ZM109 163V164H108ZM113 163H114V161H113ZM27 164V165H26ZM93 164V163H92ZM97 164V166L100 164L99 162H97L96 163ZM118 163H117V161H116V163H115V165H117ZM25 167H24V166ZM171 166V169H172V171H174V172H176L177 170L179 171V169H178V166H176L175 165V163H174V161L173 162H171V164H170ZM23 166V167H22ZM43 166V165H42ZM100 166V165H99ZM103 166V167H104ZM5 167H6V169H5ZM153 168V167H152ZM157 166H155V170L156 171H153L152 173H157L158 174V171H157ZM32 169H31V171H32ZM35 169V168H34ZM33 169V170H34ZM41 169H42V167H41ZM154 169V168H153ZM9 172H8V171ZM14 170V171H13ZM16 171V172H15ZM167 171V170H166ZM165 171V172H166ZM5 172H7L6 174H5ZM13 172V173H12ZM181 172V171H180ZM17 173V174H16ZM100 174H102L101 172H99ZM98 173V174H99ZM167 173V172H166ZM165 173V174H166ZM177 174L179 173V172H176ZM182 173V172H181ZM97 174V175H98ZM18 175V176H17ZM29 175H31V177H36V172H30V174ZM156 175V174H155ZM167 175L168 174H166V177H165V179H163L162 181H161V183L164 181H166V179H167ZM100 176H102V175H100ZM262 177V175H259V176H253L254 177V179H251V182H253L252 184H254V181H255V184L254 185H256L257 183V185L259 186H261V183L262 182H260V180L261 181H263L264 179H261V177ZM98 177H99V175H98ZM264 177V176H263ZM262 177V178H263ZM24 178V179H23ZM142 179L143 178H145V177H141ZM168 178H169V175H168ZM171 178V177H170ZM169 178V179H170ZM258 178V179H257ZM33 179V178H32ZM142 179H141V181L140 182H142ZM172 179V178H171ZM171 179L170 180H168V182H171ZM10 180V181H9ZM36 179L34 178V180H31V181H29V182H27L30 186H32V184H33V188L32 189H40V186L42 185V184H37V182L35 181ZM121 180V179H120ZM147 179H145V181H146ZM156 180H158V179H156ZM256 180L257 181H259V182H256ZM8 181V182H7ZM101 181V180H100ZM103 181H105V180H103ZM117 181H119V180H117ZM123 182H124V180H122ZM122 181H119L117 184L116 183H114V184H116V185H114V187H112L111 189L109 188V191H106L103 187H105V184L106 183H104L103 185H100V184H98V186L96 187H92L91 188V190H93V189H95V190H97L98 188H102V189H104L105 191H106V193H109V194H111V195H109V197L107 198V197H103L102 195H99L98 196V199L96 198V196H95V198L97 199L96 201H94V199H92V201L91 202H89V204L88 205H92L90 208H92V210H93V208L95 207V206H97L98 205V207L100 206L101 207V209H100V207L98 208H95L93 211L91 210V215L90 214H87V215H90V216H88V219L90 220V218H91V220H92V223H91V221H89L90 222V226H96L95 224L96 223H98L100 220H101V222L103 223H101V222H99V223H101V226H102V228H105V231H106V229L108 230V229H110L111 231L110 232H108V231H104V229H99V227L98 226H100V224L98 223V231H97V229L96 228H94L93 226L90 228V226L88 227V229L87 228H83V226L85 225H87L88 224V219H87V215L85 216L86 217V220H84V221H78L77 223H82V222H85V224L83 225V224H78L79 226H77V228H78V230L81 232V234H79L78 233V230H76L77 231V233H75V234H77L78 236H77V239L80 241V243H81V241H82V244H84L83 243V241L84 240H86L87 239V237H89V235L91 236V239L93 240V238L95 237V239H97V237L98 238H100V237H103V238H101V239H98V241H96L95 240V242H94V240L91 242L90 241V244H88L89 243V239L88 240H86V241H88L87 242V244H86V249H88V251H86V252H90L91 251V247H93V251H95V249H96V254H97V256L94 254L93 255V258H96V257H98V258H96V262L98 263V264H128V262L130 263L131 262V260H133V259H135L136 260V258L134 257L133 258V255H136V253H137V255L140 253V251H141V249L142 248H144V249H148L149 250V248H150V246H149V244L147 245V243H145V242H147V240H146V234L145 233H147V235H148V233H149V231H151V229H155L154 231L155 232H157V233H154V232H150V234L152 235V233H153V237H154V235H155V237L153 238V239H156V240H153V242L151 241V243L154 245V244H156V246L154 247L153 245H151V247L153 248V250L155 251H153L154 253H151V252H149L150 254V256H149V259H146V260H149L148 261V264H155L154 262H156V264H165L164 263V258L163 257H165V258H168V260L170 259V260H177V262L179 261L180 262V258L179 257H174L173 256V258H171L172 256H169L168 255V257H166L165 256V250H164V247H162V245H163V243H162V241H164V234H166V233H164L165 231L167 232V240H166V238H165V240H166V242H168L167 244V248H169L170 246H169V242H170V245L172 244V242L171 241H173L174 240V234H176V231H173V227L172 226H176V225H178V224H176L177 222H175V221H177V215L179 214H177L176 215V213H175V217H176V219H175V217H174V212L176 211V207H178L177 206V200H173V198L172 199H170V198H168V199H170V201L171 200H173V201H171L170 203L169 202H166V199L167 198H165L164 196H161V198L163 197V200L161 201V198H160V196H159V198H160V201H159V203L157 202V200L155 199H153L152 200V198H154V196L151 198V200H152V202L154 203V204H156L157 205V203H158V209H156L157 207H156V205L155 206H153L154 204L152 203H149L150 201V197L149 198H147V200H148V206L146 207V208H144V209H146L145 211L143 210L142 212H146V213H148L150 210H151V214L152 215H150V213L149 214H144V215H150L151 217L152 216H154L153 215V211H154V214H155V216L154 217H152V218H154V220L152 221V220H150L151 219V217L150 216H148L147 217V220H145V221H149L148 222V224L152 221V222H154L153 224H149V226H148V224H147V226L150 228L149 229V231H145L147 228H145V233H143L142 234V230L140 229V233H141V236H143V237H141L140 236V234L138 233V235L141 237V238H145V240L143 241V239H141L138 235L137 236H133L132 235V232H130L129 230L131 229H134V227H136L137 225L134 223V222H132L133 220L132 219H134V220H136L137 218H139V221H141V219H142V217H137V216H134L137 212L138 213H140L141 211L139 210L140 208L138 207V205L140 204H138V205H136V204H133V203H135L136 202V200H137V197H133V199H135L134 200V202H133V200H131V198L132 197H130V199H129V195L127 196L126 194H124L125 193V191H126V189H127V185H128V183H127V181H125L124 182V184H122L123 182ZM173 181V180H172ZM5 182V183H4ZM121 182V183H120ZM164 182H163V184L162 185H158V186H164ZM21 183V184H20ZM25 183V182H24ZM103 183V182H102ZM143 183V184H142ZM141 184L142 185H144V186H147V184L146 183H148V182H144V179H143V182H142ZM160 183V184H161ZM173 183V184H172ZM260 183V184H259ZM27 184V185H28ZM40 185L39 187L37 186V185ZM120 184V187L119 186H117V185H119ZM146 184V185H145ZM165 184H167V183H165ZM172 184V185H171ZM171 184H170V186L167 184V185H165V186H167V188H168V191H169V189L171 188V186H172V188H173V186H175V183L174 182H171ZM8 185V186H7ZM11 185V186H10ZM28 185V186H29ZM122 185L124 186V187H122ZM156 185H157V182H156ZM107 186V185H106ZM113 186V185H112ZM8 187V188H7ZM18 189H17V188ZM118 187V188H117ZM13 188V189H12ZM16 188V189H15ZM107 188V187H106ZM116 188H117V190H116ZM126 188V189H125ZM131 188V187H130ZM129 187H128V189L127 190H129L130 189ZM158 189H161V188H163V189H166V187H157ZM25 189V190H24ZM36 189V190H37ZM108 189V188H107ZM113 189V190H112ZM119 189V190H118ZM122 189V190H121ZM147 189V188H146ZM145 189V190H146ZM94 190V191H95ZM121 190V191H120ZM148 190V189H147ZM18 191V192H17ZM117 193H116V192ZM130 191V190H129ZM26 192H28V193H26ZM112 192V193H111ZM8 193V194H7ZM10 193V194H9ZM101 194H102V192H100ZM99 192H97V194H100ZM42 194V195H43ZM112 194H113V196H112ZM118 194V195H117ZM132 194V193H131ZM6 195V196H5ZM10 195H12L13 196V198H12V196H10ZM123 195H124V197H123ZM133 195V194H132ZM7 196H8V198H7ZM101 196H102V198H101ZM126 196V197H125ZM131 196V195H130ZM31 197V198H30ZM38 198H40V196H37ZM100 197V198H99ZM264 197V196H263ZM120 198V199H119ZM15 199V200H14ZM109 199H111V200H109ZM114 199V200H113ZM12 200V201H11ZM31 200H33L34 202H36V203H34L33 201L31 202ZM48 200V201H47ZM53 200H54V202H53ZM118 200H120V201H118ZM142 200V199H141ZM144 200V199H143ZM12 203H11V202ZM49 201L51 202V203H49ZM99 201H100V203H99ZM132 201V202H131ZM138 201H140V200H137V203H138ZM144 201H146V200H144ZM143 201V202H144ZM175 201L177 202L176 203V205H175ZM6 202V203H5ZM26 202V203H25ZM30 202L32 205L33 204H35V206L34 207H32L33 209H34V211H33V213L30 211V210H32V208L29 210L30 211V213L29 212H27L28 210L27 209H25L26 208V206H27V208H30L32 205L29 203ZM53 202V203H52ZM66 202H68L67 200H66ZM74 202V201H73ZM103 202H104V204H103ZM107 202V204L105 205V203ZM142 202V201H141ZM147 202V201H146ZM161 202V203H160ZM164 202V203H163ZM23 203H24V205H23ZM175 205V208H174V205ZM66 204V203H65ZM146 205H147V203H145ZM159 204H161V206L163 205V207H164V211L166 212V211H168V214H167V219H166V217L164 216V215H162L163 214V207H159ZM1 205L3 206V207H1ZM40 205V206H39ZM102 205H105V206H102ZM108 205V206H107ZM130 205H133V206H130ZM136 207H135V206ZM150 205V206H149ZM168 207H167V206ZM170 205V206H169ZM13 206H11L12 208H10V209H12L13 210ZM17 206V207H16ZM23 206V207H22ZM28 206H30V207H28ZM63 207H65V205H62ZM117 206V207H116ZM152 206H153V208L154 209H156V212H158V213H160L159 215H156V214H158V213H156L155 212V210L152 208ZM165 206H166V208H168V209H166L165 210ZM22 207V208H21ZM36 207V208H35ZM42 209H41V208ZM45 207V208H44ZM108 207V208H107ZM131 207V208H130ZM148 207H151L152 209H150L149 210V208ZM37 208H39V209H37ZM136 208V209H135ZM138 208V209H137ZM162 209V210H160V209ZM254 208V207H253ZM25 209V210H24ZM36 209V210H35ZM84 209V208H83ZM99 210V212H97V210ZM106 209V210H105ZM108 209V210H107ZM114 209V210H113ZM131 209V210H130ZM174 209V210H173ZM4 211H5V208L3 209ZM39 210H41L39 213L38 212H35V211H39ZM84 210H86V208L84 209ZM83 210V211H84ZM95 210H96V212H95ZM103 211V212H100V211ZM104 210H105V212H104ZM126 210V211H125ZM137 210H139V211H137ZM153 210V211H152ZM158 210V211H157ZM252 210H254V209H252ZM7 211H5V212H0L1 213V216H4L5 218H3V220H4V222L6 221V219H7V221H9V218H11L10 220H12V218H14V217H9L8 215H10V212L8 213ZM69 211H71V213H72V210H69V208L68 209H66L64 212L65 213H62V214H64V216L62 215H60L59 217L58 216H56L57 217V220L58 219H62L63 217H65L66 215H71L70 214V212ZM69 212V213H68ZM85 212H87V210L85 211ZM93 212V213H92ZM135 212V213H134ZM173 212V216L170 214V213H172ZM5 213H8V214H6L5 215ZM27 213H29V214H27ZM34 213H37V215L35 216L34 215ZM47 213V212H46ZM97 213V214H96ZM100 213V214H99ZM104 213V214H103ZM119 213V214H118ZM124 213V214H123ZM134 213V214H133ZM2 214H4V215H2ZM16 214V215H15ZM33 214V215H32ZM43 214V213H42ZM49 213H47L46 215L44 214V217L43 218H41L40 219V221H43V223H44V220L46 219V217L48 218V215ZM93 214V215H92ZM24 215H22L23 217H24ZM27 215H28V217H27ZM29 215H30V217L32 218V219H29ZM96 216V215H98V218H97V216L94 218L95 219V222L96 221H98V222H94L93 220V216ZM105 215H107V218H106V216ZM22 216H20V217H22ZM110 216V217H109ZM132 216H134L133 218H132ZM143 216V215H142ZM22 217V218H23ZM55 217V218H56ZM90 217V218H89ZM130 217V218H129ZM144 217V216H143ZM163 217V218H162ZM172 217H174V218H172ZM17 219L19 218L18 216L16 217ZM15 218V219H16ZM25 217H24V219H26ZM49 218L51 219V217L49 216ZM49 218L47 219V221L45 220V223H44V226H47V224H49V222H48V220H49ZM108 220V218H109V220H108V222H106L107 220ZM124 218V219H123ZM127 218V219H126ZM146 218V217H145ZM149 218V219H148ZM20 219V218H19ZM44 219V220H43ZM85 219V218H84ZM99 219V220H98ZM105 219V220H104ZM120 219V220H119ZM169 219V220H168ZM170 219H172V220H170ZM2 220V221H3ZM112 220V221H111ZM124 220V221H123ZM131 220V221H130ZM138 220V219H137ZM164 220H167V222L166 221H164ZM31 221L29 222V223H31ZM34 221V220H33ZM32 221V222H33ZM39 221V222H40ZM59 221V220H58ZM87 221V222H86ZM106 222L105 224L106 225H104V222ZM112 223H111V222ZM144 221V222H145ZM114 222V223H113ZM129 222H131V223H133L134 225H131V223H129ZM151 222V223H152ZM165 222V223H164ZM42 222H41V224H43ZM76 222H74V224H77ZM87 223V224H86ZM95 223V224H94ZM109 223V224H108ZM119 223V224H118ZM129 223V225H131L130 227H132L133 226V228H130V227H128L129 225H127ZM139 223V222H138ZM167 223V224H166ZM92 224V225H91ZM162 224H163V226H162ZM164 224H166V225H164ZM257 224V223H256ZM81 225H83L82 226V228L80 229V227H81ZM107 225H108V227H107ZM110 225H112V226H110ZM136 225V226H135ZM150 225H153V226H151L150 227ZM158 225L159 226H161V228H163V229H161V228H158ZM259 225V224H258ZM76 226H75V228H76ZM84 226V227H85ZM100 226V227H101ZM145 226V225H144ZM147 226H145V227H147ZM164 226H166V227H168V228H166L165 227V230H164ZM235 226L236 225H234L233 226V228H235ZM238 226V225H237ZM236 226V228L235 229H233L232 227H231V230H228L227 229V232H226V228L225 229H223V230H218V231H220V232H217V231H215V232H213V231H211V233H210V230H209V232L207 231V232H203V235H204V238H206V239H204V238H202L201 239V241H203V239L205 240V242H198V244H199V246H200V251H199V249H198V254H201V255H196L195 253H196V251L195 252H193V254L192 255H194V256H197V257H195L196 259L198 258V260H197V264H211V262L213 261V263L212 264H223L224 262L226 263V264H241V260H242V263L243 264H245V262L244 261H246V259H247V261H248V256H247V258L244 260V258H245V256H243V255H239V253H238V255H236V257L234 256L235 254H236V252L233 250L232 251V253H231V251L228 253V249H227V251H225L226 252V254H224L225 252H223L222 254H221V252H219V251H222V250H220V249H223V248H228V247H230L231 246V248L232 249H234L233 248V246L232 245H234V247H236L237 246V244H238V240H239V238H242L243 237V235H239V234H241V232H243L242 230L243 229H240V227H239V229H238V227ZM254 226H256V227H254ZM254 226L252 225V228H251V226H250V228L247 230V229H245V231L247 230V232H245L246 234H247V236H248V233H250L249 231H251L250 229H255V228H258V230H257V233H254V230H252L251 232H253L252 234H250V236H251V238L253 239V238H255V239H257V240H262L261 239V233L262 232H260V231H262V229H261V227H257V225H255L254 224ZM138 228H139V226H137ZM136 227V228H137ZM153 227V228H152ZM155 227V228H154ZM171 227V228H170ZM225 227V226H224ZM223 227V228H224ZM227 227V226H226ZM76 228V229H77ZM96 229V231H97V233H93V232H96L94 229ZM228 228V227H227ZM243 228V227H242ZM1 229V228H0ZM74 229V228H73ZM87 229V230H86ZM90 229V230H89ZM93 229V230H92ZM122 229H124V230H122ZM158 229V230H157ZM232 229H233V231H232ZM82 230V231H81ZM85 230H86V233H87V231L89 232L87 235L84 233L85 232ZM99 230H101V232H103V233H100V231ZM152 230V231H153ZM164 230V231H163ZM168 230V231H167ZM236 230V231H235ZM238 230H239V232L240 233H238ZM1 231V230H0ZM74 231H75V229H74ZM160 231H161V233H160ZM231 231V232H230ZM224 232V233H223ZM225 232H226V234H229L230 236H228V235H226L225 234ZM229 232V233H228ZM235 232H236V234H235ZM256 232V231H255ZM260 232V233H259ZM1 233V232H0ZM3 233V232H2ZM2 233L0 234V237H1V235H2ZM84 233V234H83ZM131 233V236L129 235ZM208 235H207V234ZM213 233V234H212ZM217 233H219V234H217L218 236H219V238H217L218 236H216V234ZM237 233H238V235H237ZM22 235H25L24 234V232L23 233H21ZM58 234V233H57ZM57 234L55 233V238L56 237H58L56 240V242L57 243H59L58 242V239H60L59 238V236H57ZM83 234V235H82ZM93 234L94 235H96V234H98V235H96V236H93ZM101 234H103V235H101ZM145 234V235H144ZM173 234V235H172ZM215 234V235H214ZM232 234V235H231ZM243 234V233H242ZM246 234H245V236H244V238L246 237ZM59 235V234H58ZM87 237H86V236ZM101 235V236H100ZM157 235V236H156ZM207 235V236H206ZM210 235V236H209ZM226 235V237H224ZM236 235V236H235ZM255 235V236H254ZM257 235L260 237H257ZM21 235L19 234V237H20ZM83 236H85V237H83ZM159 236V237H158ZM209 236V237H208ZM214 236V237H213ZM215 236H216V238H215ZM235 236V239H237V241L235 240V242H233V241H228V240H232L233 239V237ZM249 236V237H250ZM254 236V237H253ZM22 237L23 236H21L20 238H21V240H19V242L20 241H23V242H21V243H27L26 241L28 240H26V238L24 239H22ZM82 237V238H81ZM126 237V238H125ZM132 237H134V239L136 238V237H139L140 239H138V238H136L137 240L135 241ZM170 239H169V238ZM230 237H232V239L230 238ZM238 237V238H237ZM257 237V238H256ZM109 238V239H108ZM147 238H149V237H147ZM151 238H152V236H151ZM162 239V241H161V239ZM212 238V239H211ZM84 239V240H83ZM112 239V240H111ZM130 239V240H129ZM134 240V242H133V240ZM217 239L218 240H221V239H223L224 241H226L227 240V242H225V243H227L228 244V242H229V246H227V244H226V246H224V247H222L221 245H225V243H223V244H219L220 242L222 243L223 242V240L222 241H218L219 243V247L220 248H218V244H217ZM25 240V241H24ZM127 240V241H126ZM129 240V241H128ZM141 242V244H142V248L141 247H139L140 246V244H139V248H140V250H138L139 248L137 247V244L139 243V241ZM215 240H216V242H215ZM86 241H84V242H86ZM102 241V242H101ZM158 241V242H157ZM212 241V242H211ZM255 241V240H254ZM127 242V243H126ZM137 244H136V243ZM145 244V245H143V243ZM160 242V243H159ZM209 242V243H208ZM231 242H233V243H235V244H232ZM256 242V241H255ZM257 242H260V241H257ZM28 243H30L29 242V240H28ZM57 243H55L56 245H57V247L60 245V244H57ZM91 243L93 244V245H91ZM98 243V244H97ZM124 243H125V245H124ZM133 243H135V244H133ZM206 245V247H205V245ZM54 244V246H56ZM96 244H97V247H95L94 248V246H96ZM100 244V245H99ZM132 244H133V246H132ZM157 244H160V245H157ZM197 244V245H198ZM213 244V245H212ZM216 244V245H215ZM231 244V245H230ZM240 244V243H239ZM104 245V246H103ZM105 245H106V247H105ZM236 245V246H235ZM17 247H18V244L16 245ZM83 246H85V244L83 245ZM82 245H81V247H82V249L84 248ZM89 248H88V247ZM100 246V247H99ZM103 246V247H102ZM137 247V249H136V247ZM148 246H149V248H148ZM158 246V247H157ZM209 246V247H208ZM239 246V245H238ZM57 247H55V249H56V253L54 254V256L55 255H58V256H60L59 257V259L61 258V255H59V253L61 252L60 250V248L59 247H61V246H59L58 248L60 249H57ZM134 247H135V250H134ZM216 247H217V249H216ZM2 248V247H1ZM0 248V249H1ZM19 248V250H21L22 249V253H23V255H24V248H22L21 246L20 247H18ZM18 248H17V250H18ZM21 248V249H20ZM102 248H104V249H102ZM152 248H150V250L152 249ZM5 249V252H6V248H4ZM4 249H3V252H4ZM85 249V248H84ZM89 249H90V251H89ZM156 249V250H155ZM159 249V250H158ZM163 249V250H162ZM172 248L170 247L169 249H168V251L169 250H171ZM230 249V248H229ZM231 249V250H232ZM237 249V248H236ZM8 250V253H7V255H9V253H10V255L11 256H13V254H15V251L14 250H16V247H15V249L14 250H11V251H14V253H12L11 254V251H9L10 249H7ZM101 250V251H100ZM147 250V251H148ZM149 250V251H150ZM173 250V249H172ZM194 250V249H193ZM195 250H196V248H195ZM204 250V251H203ZM84 250H83V253L85 252ZM93 251H91V254H93L94 252ZM135 251V252H134ZM160 252L161 254L163 253V251H164V253L161 255L160 253H158V255H156L157 254V252ZM236 251H238V250H236ZM1 253H2V251H0ZM17 252V251H16ZM57 252H59L58 254H57ZM139 252V253H138ZM143 251H141V253H142ZM144 252H146L145 250H144ZM202 252V253H201ZM205 254H204V253ZM235 254H234V253ZM239 252V251H238ZM21 253V251H19V252H17L15 255H14V259L15 258H17V257H15V256H17V254H20ZM100 253H102V254H100ZM131 255H130V254ZM228 253V254H227ZM100 254V255H99ZM148 254V253H147ZM186 254V253H185ZM234 254V255H233ZM241 254V253H240ZM264 254V253H263ZM1 255H4V253L3 254H0V256ZM7 255H5V257L6 258H8V257H11V256H7ZM21 255V254H20ZM23 255H22V257H23ZM25 255H27V254H25ZM99 255V256H98ZM208 255V256H207ZM218 255V256H217ZM94 256H96V257H94ZM130 256V257H129ZM139 256V255H138ZM160 256V257H159ZM163 256V257H162ZM181 256H183V255H181ZM185 256V255H184ZM209 256H210V258H211V260L212 261H210V260H208V258H209ZM238 256V257H237ZM243 256V258H240V257H242ZM261 255H260V252L258 253V252H256L255 253V256L254 257H256V258H254L256 261L257 260H259V259H261V257H260ZM1 257H3L5 260H8V259H6L4 256H1ZM1 257H0V263H6L5 262V260L4 259H2V262H1ZM100 257V258H99ZM129 257V258H128ZM131 257H132V259H131ZM147 258H148V255L146 256ZM158 257V258H157ZM234 257L235 258H237V259H234ZM53 258H56V259H58V257L56 256V257H53ZM52 258V259H53ZM91 258H92V255H91ZM92 258V259H93ZM155 258V259H154ZM161 258H162V261H161ZM178 258V259H177ZM206 258V259H205ZM214 258H215V260H214ZM217 258V259H216ZM226 258H227V260H226ZM240 258V259H239ZM251 258H253V257H251ZM12 260H11V262H13V258H11ZM20 259H22V258H19L18 257V260H20ZM52 259H51V261H52ZM91 259V260H92ZM101 259H103V260H101ZM155 261H154V260ZM253 259V260H254ZM100 260V261H99ZM130 260V261H129ZM135 260H133V261H135ZM143 260H145V259H142V261ZM146 260H145V263L144 264H147V262H146ZM170 261V262H173L174 263V261ZM235 260H236V262H235ZM249 260H251L252 261V259H250L249 258ZM254 260V261H255ZM17 259L13 262V264L14 263H18L19 261H17ZM41 260H39V264H42L41 262H40ZM53 261H55V259L53 260ZM158 261V262H157ZM160 261V262H159ZM167 261V260H166ZM165 261V262H166ZM185 259L183 260V262H182V264H184L185 263ZM251 261H249V262H251ZM254 261H252L251 263H249V262H246V264L247 263H249V264H252ZM255 261V262H256ZM56 263L57 262H59V263H57V264H60V260H56L55 261ZM95 261L93 260V263L92 264H95L94 263ZM144 262V261H143ZM152 262V263H151ZM161 262H163V263H161ZM168 263H169V261H167ZM166 262V264H168ZM176 262V261H175ZM177 262L176 263H174V264H177ZM232 262H234V263H232ZM10 262H8L7 264H9ZM96 263V264H97ZM135 263V262H134ZM136 263H137V260H136ZM181 263V262H180ZM180 263H178V264H180ZM224 263V264H225ZM11 264V263H10ZM131 264V263H130ZM172 264V263H171ZM255 264V263H254Z\"/></svg>",
	"mask_w": 264,
	"mask_h": 264
}]
</instances>
